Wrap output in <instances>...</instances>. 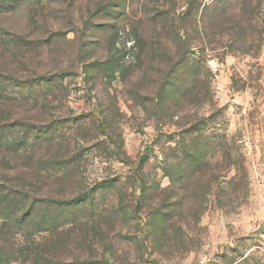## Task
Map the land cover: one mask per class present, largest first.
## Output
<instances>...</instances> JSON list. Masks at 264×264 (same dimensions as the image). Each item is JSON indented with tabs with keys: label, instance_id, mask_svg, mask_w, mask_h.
I'll use <instances>...</instances> for the list:
<instances>
[{
	"label": "rangeland",
	"instance_id": "374dc122",
	"mask_svg": "<svg viewBox=\"0 0 264 264\" xmlns=\"http://www.w3.org/2000/svg\"><path fill=\"white\" fill-rule=\"evenodd\" d=\"M0 94V264H264V0H0Z\"/></svg>",
	"mask_w": 264,
	"mask_h": 264
},
{
	"label": "trees",
	"instance_id": "16d2710c",
	"mask_svg": "<svg viewBox=\"0 0 264 264\" xmlns=\"http://www.w3.org/2000/svg\"><path fill=\"white\" fill-rule=\"evenodd\" d=\"M194 1V0H193ZM193 6V3H190V6L188 7V10L183 11L180 15H179V21L183 24L186 21L187 18V14L189 12V10L191 9V7ZM220 16V14L214 15V17H212L213 21L218 19ZM185 29V28H184ZM185 31V30H184ZM182 43L184 44V49L183 50V55L184 58L182 60V67L186 72L191 76L192 81H195V76H194V63L189 62V57L188 53L190 51V47H192V42H190L189 39H187L184 35V40L182 41ZM173 73V72H171ZM180 73V71H179ZM48 81V77L47 76H39L38 78H36L35 82L37 81ZM39 81V82H40ZM29 84H31V82H28ZM25 91V90H24ZM0 98H4V95L0 94ZM1 118L4 117L5 114H0ZM35 128V127H34ZM32 128V129H34ZM31 129V131H32ZM2 137L0 138V143L2 144ZM10 146V145H8ZM9 162V159L2 157L0 158V233L1 230L6 229L7 228H12L13 225L10 224L9 222H6L5 219L10 220V221H14V223L18 226L16 227H20V225L23 223L24 220H26V214H25V209L23 208V206H19L21 205V203L23 204V200L24 199V193L22 191H20V189H15L14 186H9V187H4L1 183V181H4V179L6 178L7 175L4 174V170L5 168H9L10 166H7ZM18 162H14V164L11 166L13 170H17L18 169ZM10 180H13V178H11ZM13 183V182H12ZM16 187V186H15ZM47 204H51L53 201L47 200L46 201ZM58 206L62 207L65 206L66 203L61 201H57ZM79 201H74L73 204H78ZM37 204V202H34V207ZM24 205V204H23ZM32 205V204H31ZM33 208H29V211L27 210V214L30 215L32 213V210H34ZM4 214V215H3ZM3 215V216H2ZM15 227V226H14ZM5 234H8L9 232H3ZM7 237V236H6ZM8 240H10L9 238H5V239H1L0 237V260H7L10 261V251H13V245L12 242H9ZM17 245V244H15ZM6 250V251H5ZM6 252L5 256H2L3 253ZM9 254V255H8ZM8 255V256H7ZM7 256V257H6Z\"/></svg>",
	"mask_w": 264,
	"mask_h": 264
}]
</instances>
